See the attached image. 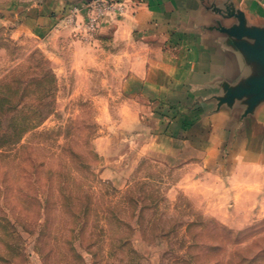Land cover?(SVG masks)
<instances>
[{
  "label": "rangeland",
  "instance_id": "374dc122",
  "mask_svg": "<svg viewBox=\"0 0 264 264\" xmlns=\"http://www.w3.org/2000/svg\"><path fill=\"white\" fill-rule=\"evenodd\" d=\"M40 1L0 0V144L3 133L13 134L14 117L20 133L26 131L19 147L27 146L21 158L18 146L0 149V264H81L71 243L82 264H242L239 249L251 241L236 243L221 227L235 235L264 230V202L256 195L261 182L230 178L235 169L226 164L159 153L155 141L148 147L163 128L177 133L184 117L125 89L124 44L92 28L91 16L73 10L49 34L31 32L26 18ZM66 137L76 151L90 147L97 157L90 171L110 187L91 175L79 180L98 204L124 194L146 200L141 216L139 208L120 212L130 229L107 220L103 208L92 212L83 242L68 243L69 233L59 235L44 219L36 225L33 160L60 170L67 164L59 156ZM95 221H102L97 229ZM121 236L127 240L119 242Z\"/></svg>",
  "mask_w": 264,
  "mask_h": 264
},
{
  "label": "crops",
  "instance_id": "0c3cea01",
  "mask_svg": "<svg viewBox=\"0 0 264 264\" xmlns=\"http://www.w3.org/2000/svg\"><path fill=\"white\" fill-rule=\"evenodd\" d=\"M96 1L41 0L26 24L45 36L73 10L93 17ZM99 1L110 5L100 30L124 44L125 89L184 117L179 132L163 128L148 147L155 141L157 152L172 158L226 164L235 169L230 178L259 180L264 202V91L251 92L264 78L260 38L251 35L264 33V0Z\"/></svg>",
  "mask_w": 264,
  "mask_h": 264
},
{
  "label": "trees",
  "instance_id": "16d2710c",
  "mask_svg": "<svg viewBox=\"0 0 264 264\" xmlns=\"http://www.w3.org/2000/svg\"><path fill=\"white\" fill-rule=\"evenodd\" d=\"M15 119L16 118L14 117H10V120L12 121L10 127L14 129L13 134L11 135V132L3 133L0 149L18 146L17 158H21L23 157L21 154L23 155V150L26 149L27 146L19 147V144L22 133L26 131L23 129L20 133V124L19 122L16 123ZM66 138H68V142L60 148L59 156L67 161V164L64 167L62 166L60 170H54L53 167L48 166L47 162L43 161L38 163L33 160L34 165L32 175L34 180L31 187L34 190L33 200L37 209H35L37 212L36 225L41 227V221L44 219L46 226L49 227L50 225L58 228L59 235H63L65 232L69 233L70 236L67 240L68 243L76 238V240H81L83 242V240H87L85 239V232L88 225L92 222V212L96 211V208H103L102 216H110L106 217L107 220L114 219L116 224L122 225L123 227L126 226L130 229V225L126 218L119 215L121 214L120 212H130L131 210L137 211L139 208V210H141L139 216H141L142 212L145 211L147 207L146 200L144 198H134L129 194H124L118 202H106V200H104L105 202L101 205L98 204L92 193L91 186L86 182L79 180L82 179V176L91 175L100 185L108 188L110 187L109 184L100 183V181L97 180V177H95V174L90 171L92 165L96 163L97 157L90 147H88L85 153L76 151L74 149L75 140L73 137ZM74 173L77 175L76 177H73ZM43 176L45 178L47 177V179H42ZM140 205L142 207H139ZM63 214H66L68 217L67 221L62 218ZM101 222L102 221H95L94 224H92V227L94 226V228L97 229ZM261 224H264V221ZM221 229L224 230L229 237L233 235L237 236L239 240L236 243L243 244L251 241L246 248L239 249V251L243 253L242 257L244 258L242 264H264V237L261 236L264 230L254 231L253 233L244 231L235 235V232L226 227H221ZM241 235L244 236L242 239ZM90 237L88 243L94 242L93 235L91 238ZM57 239L59 240V238ZM62 239H64V237ZM126 240L127 238L125 236L118 238L119 242ZM69 245L71 246V255L82 264L84 262L82 255L77 252L76 248L72 246V243ZM217 245L220 244L217 243ZM217 245L215 247L216 249H218ZM74 262L75 261H70L67 264H72Z\"/></svg>",
  "mask_w": 264,
  "mask_h": 264
},
{
  "label": "water",
  "instance_id": "95a60500",
  "mask_svg": "<svg viewBox=\"0 0 264 264\" xmlns=\"http://www.w3.org/2000/svg\"><path fill=\"white\" fill-rule=\"evenodd\" d=\"M251 35L254 37L258 36L260 38L261 51L258 54H259L260 60L262 61V63H264V33L261 31H256V32H252ZM253 85L254 87L251 92L260 94L262 91H264V78H260L254 81ZM262 96L264 97V93L262 94Z\"/></svg>",
  "mask_w": 264,
  "mask_h": 264
},
{
  "label": "built area",
  "instance_id": "2783aa9c",
  "mask_svg": "<svg viewBox=\"0 0 264 264\" xmlns=\"http://www.w3.org/2000/svg\"><path fill=\"white\" fill-rule=\"evenodd\" d=\"M110 8L109 4H105L103 1L97 0L94 5H90L91 11H95V15L91 18V27L95 28L98 26V20L99 18L103 17L105 14V11Z\"/></svg>",
  "mask_w": 264,
  "mask_h": 264
}]
</instances>
